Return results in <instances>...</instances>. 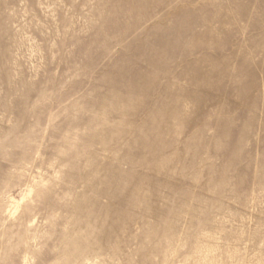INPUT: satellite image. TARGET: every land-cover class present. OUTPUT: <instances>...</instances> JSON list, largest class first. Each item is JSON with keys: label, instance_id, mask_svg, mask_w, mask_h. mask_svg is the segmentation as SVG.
Here are the masks:
<instances>
[{"label": "rangeland", "instance_id": "rangeland-1", "mask_svg": "<svg viewBox=\"0 0 264 264\" xmlns=\"http://www.w3.org/2000/svg\"><path fill=\"white\" fill-rule=\"evenodd\" d=\"M0 264H264V0H0Z\"/></svg>", "mask_w": 264, "mask_h": 264}]
</instances>
